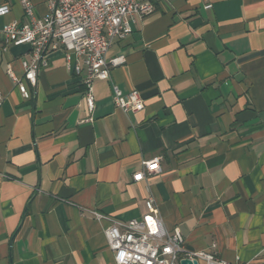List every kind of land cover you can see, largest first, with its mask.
I'll return each instance as SVG.
<instances>
[{
	"label": "crops",
	"instance_id": "crops-1",
	"mask_svg": "<svg viewBox=\"0 0 264 264\" xmlns=\"http://www.w3.org/2000/svg\"><path fill=\"white\" fill-rule=\"evenodd\" d=\"M142 1L153 10L111 44L124 62L94 82L91 112L74 57L51 54L26 100L7 70L23 79L29 47L0 42V264H115L93 213L125 223L149 199L187 251L264 264V0ZM1 6L0 30L26 22L19 0ZM112 86L143 109L116 108Z\"/></svg>",
	"mask_w": 264,
	"mask_h": 264
},
{
	"label": "built area",
	"instance_id": "built-area-1",
	"mask_svg": "<svg viewBox=\"0 0 264 264\" xmlns=\"http://www.w3.org/2000/svg\"><path fill=\"white\" fill-rule=\"evenodd\" d=\"M45 1L46 14L37 16L32 0H19L26 22L13 21L0 30L2 51L11 45L29 47L27 59L21 62L23 79H18L10 68L7 75L22 98L28 100L31 96L23 80L35 87L39 72L48 66L49 56L62 50L67 67L74 57L75 74L79 76L85 71L82 85L86 107L91 112L94 109V82L109 80L110 69L124 62L121 57L108 61V49L114 41L128 36L133 19L149 14L153 5L142 0ZM210 8V5L205 6V9ZM9 11V7L1 6L0 16ZM112 102L121 111L131 113L141 111L144 106L138 91L123 94L116 86H112ZM141 166L142 170L132 176L135 182L143 180L146 173L160 172L157 158L144 161ZM145 206V215L125 223L93 213L95 219L110 222L103 234L115 264H179L182 259L198 264H227L214 252L187 251L179 230L168 232L163 227L150 199Z\"/></svg>",
	"mask_w": 264,
	"mask_h": 264
},
{
	"label": "water",
	"instance_id": "water-1",
	"mask_svg": "<svg viewBox=\"0 0 264 264\" xmlns=\"http://www.w3.org/2000/svg\"><path fill=\"white\" fill-rule=\"evenodd\" d=\"M179 264H198L196 261H189L188 259H182L180 260Z\"/></svg>",
	"mask_w": 264,
	"mask_h": 264
}]
</instances>
